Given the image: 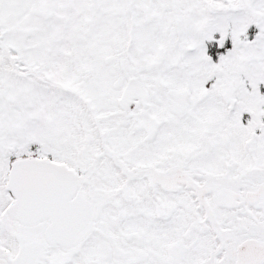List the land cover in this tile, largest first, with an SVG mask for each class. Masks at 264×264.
Listing matches in <instances>:
<instances>
[{
    "label": "snow or ice",
    "instance_id": "obj_1",
    "mask_svg": "<svg viewBox=\"0 0 264 264\" xmlns=\"http://www.w3.org/2000/svg\"><path fill=\"white\" fill-rule=\"evenodd\" d=\"M0 264H264V0H0Z\"/></svg>",
    "mask_w": 264,
    "mask_h": 264
}]
</instances>
